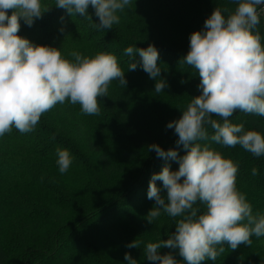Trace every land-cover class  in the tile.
I'll return each instance as SVG.
<instances>
[{
  "label": "trees",
  "instance_id": "1",
  "mask_svg": "<svg viewBox=\"0 0 264 264\" xmlns=\"http://www.w3.org/2000/svg\"><path fill=\"white\" fill-rule=\"evenodd\" d=\"M42 6L48 10L31 26L20 20L19 35L60 47L69 59L73 51L88 56L110 52L125 70L127 84L110 82L107 95L98 97L99 114H83L78 104L65 101L43 113L31 131L13 128L0 136V264H127L125 252L138 264H151L144 257L145 244L167 239L175 225L163 213L152 224L145 219L154 203L147 198L150 177L165 163L148 146L177 147L183 154L166 124L200 94L197 71L183 62L189 35L203 27L213 8L232 11L236 5L232 0H135L108 30L93 27L98 18L91 5L92 20L70 16L55 0H42ZM257 29L264 43V12ZM149 43L158 50L160 76L167 81L159 94L153 90L155 80L139 67L138 54L133 57L136 70H127L130 58L124 49ZM229 120L264 133L262 116L237 111ZM207 143L238 165L237 190L254 214H264V156L239 145ZM57 149H67L72 157L63 174L56 164ZM167 163L172 170L178 168L175 161ZM194 207L204 210L199 202ZM134 239L140 247L127 248ZM223 248L216 261L200 264H264V236H253L250 244L236 249L227 244ZM159 251L182 260L178 250Z\"/></svg>",
  "mask_w": 264,
  "mask_h": 264
},
{
  "label": "clouds",
  "instance_id": "2",
  "mask_svg": "<svg viewBox=\"0 0 264 264\" xmlns=\"http://www.w3.org/2000/svg\"><path fill=\"white\" fill-rule=\"evenodd\" d=\"M232 2L234 10L213 8L203 27L189 35L183 62L197 71L200 94L192 97L178 119L166 124L176 134V145L182 146L183 154H178L177 147L165 150L156 143L148 146V151H154L165 163L150 177L147 198L154 203L145 219L152 224L163 213L174 218L175 225L167 239L145 244L144 257L151 264L216 261L224 244L236 249L250 244L253 236H264V214H254L244 194L236 188L238 165L207 143L239 145L256 157L264 156V133L245 130L242 123L229 120L237 111L264 117V43L257 29L264 0ZM134 3L135 0H55V6L70 16L78 14L88 19L91 5L98 18L93 24L97 30L119 24V13ZM47 10L42 0H0V136L13 128L20 133L31 131L43 113L65 101L78 104L83 114H99L98 97L107 95L110 82L116 80L123 87L127 84L125 70L110 52L88 56L73 51L69 59L62 55L60 47L36 44L18 34L21 19L31 26ZM60 31H64L63 27ZM124 54L130 58L127 70H136L133 57L138 54L139 67L155 80L154 92L166 89L154 44L144 48L130 45ZM169 160L177 162L178 168L172 170ZM71 163L69 151L57 149L59 173H65ZM251 174L255 176L257 168L253 167ZM197 202L204 205L202 212L194 207ZM126 247H140V242L134 239ZM161 248L178 250L182 260L178 261L171 252L162 254ZM124 261L138 264L128 252L124 253Z\"/></svg>",
  "mask_w": 264,
  "mask_h": 264
},
{
  "label": "built area",
  "instance_id": "3",
  "mask_svg": "<svg viewBox=\"0 0 264 264\" xmlns=\"http://www.w3.org/2000/svg\"><path fill=\"white\" fill-rule=\"evenodd\" d=\"M262 13H263V12H262ZM262 13H261V14H262Z\"/></svg>",
  "mask_w": 264,
  "mask_h": 264
}]
</instances>
